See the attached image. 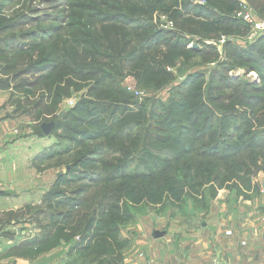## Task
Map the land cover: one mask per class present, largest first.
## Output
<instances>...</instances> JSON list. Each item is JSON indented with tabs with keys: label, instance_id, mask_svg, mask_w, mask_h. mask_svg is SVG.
<instances>
[{
	"label": "rangeland",
	"instance_id": "1",
	"mask_svg": "<svg viewBox=\"0 0 264 264\" xmlns=\"http://www.w3.org/2000/svg\"><path fill=\"white\" fill-rule=\"evenodd\" d=\"M97 1L0 0V65L5 64L0 67L18 54L23 57L21 68L27 67L32 47L48 41L57 49L55 44L70 33L68 25L91 15L92 21L84 28L81 21L79 27L70 30L79 40L75 49L85 51L81 43L90 26L94 35L90 41L92 52H87L91 56L89 64L103 71L100 79L105 75L111 78L103 81L91 97L87 94L94 83L82 80L71 86L70 98L63 97L59 87L64 86L57 78L67 76L62 71L34 89L35 97L30 99L12 88L0 92V174L3 177L2 171L9 167L8 175L14 180L12 184L0 182V189L8 193L16 189L17 193V199L11 201L0 198V213L9 204L27 208V214L21 211L10 217L5 213L1 220L30 222L27 236L35 234L32 246L40 249L32 247L27 252L35 259L32 264L222 262L225 257H218L215 250L225 253V246L231 247V237L227 235L233 222L264 223V145H259L264 139V67L261 62L256 64L254 57L249 56L252 60L248 61V57L236 52L257 46L263 35L254 32L238 13L250 11L264 20V10L255 11L247 0H204L203 5L192 0H109V8L94 7L91 14L81 9L95 6ZM188 2L190 11L185 7ZM73 13L78 14L77 19H71ZM116 13L125 16L122 14L123 19L116 18L114 23H100L103 17ZM110 26L123 29V39L130 43L128 54L122 52L123 44L102 39L112 31ZM13 37L22 50L5 42ZM142 38H147L148 43ZM174 45L177 48L172 49ZM113 46L119 48L107 57L104 48ZM258 49V57L264 56V44ZM33 50L35 58L42 53ZM201 51L204 58L196 60L194 54ZM96 53L101 57H95ZM155 69L162 74L155 76L151 72ZM229 77L263 90L256 95L260 103L249 108L226 99L232 92L222 79ZM7 79L0 75L1 81ZM48 84L50 98L43 91ZM211 87L222 88L214 91ZM197 92L221 99L220 104H209L215 117L211 132L224 125L225 138H205L195 145L213 146L218 141L221 149H226L227 144L230 149H239L251 141V147L243 146L233 166L227 162L211 165L223 175L224 186L218 191L209 184V188L187 187L182 193L170 194L165 187L161 197L152 199L156 197L153 191H157L153 183L167 179L168 173L162 177L159 174L172 166L174 154L185 146L177 149L172 143H162L169 135L165 129L169 123L162 113L166 115L172 108L174 111L178 100ZM8 96L10 109L2 110ZM43 99L53 114H42L37 121L36 115L43 110L38 113L35 107ZM209 113L208 110L206 114ZM137 120L148 125L143 134L135 127ZM50 123L55 127L46 136L42 125ZM240 126L242 130L237 128ZM236 131L237 136L231 137ZM247 131L248 136L242 137ZM240 161L248 169H240ZM231 173L249 179L251 188H229ZM148 178L153 190L151 199L143 196L140 187ZM54 191L61 195L57 200L43 199ZM37 217L38 221H34ZM155 232L164 236L156 238ZM97 248L108 250L96 253Z\"/></svg>",
	"mask_w": 264,
	"mask_h": 264
},
{
	"label": "trees",
	"instance_id": "2",
	"mask_svg": "<svg viewBox=\"0 0 264 264\" xmlns=\"http://www.w3.org/2000/svg\"><path fill=\"white\" fill-rule=\"evenodd\" d=\"M92 4L93 1L97 0H89ZM102 0H99V3L95 6H84L81 7L82 10L88 11L87 14H91V10L94 7L97 8H109V0H105L103 3L100 2ZM251 7L257 11L261 12L264 10V0H247ZM98 2V1H97ZM191 3L186 4L187 11H190V5ZM200 7V6H199ZM197 7V8H199ZM79 10V7L76 8ZM75 9V10H76ZM76 10V12H77ZM84 10V11H85ZM85 11V12H86ZM200 13H203V8L199 9ZM96 14V13H95ZM123 13H116L115 15H107L108 17H103V21H100L102 24H110L114 23L113 21L118 18V20L123 19V16H125ZM78 14H71V19H77ZM105 16V15H103ZM112 16V17H111ZM93 17L91 15H87L83 17L81 20H75L74 22L70 23L68 25L69 35H65L62 41H58L57 49H54L49 46L48 41H44V44L32 47L29 52H34L33 49H39L42 51L40 53V56L37 58L34 57V55L31 53L29 56V59L27 61V67L20 66V61L23 57H20V54H18L11 62H7V65L4 67H0V73L3 74V76L8 77L9 79L5 81L0 80V90H10L12 88L13 91L24 93L27 98L30 99V97H35V93H33V90L36 88H39L42 86L41 84L48 83L49 80H51L54 76L57 75L58 71H62V73H67V76H59L58 83L64 87H59V90L63 97L70 98L73 94V91L70 92V89L72 88L73 84L78 81L82 80L85 82H93L94 87H90V90L87 94V97H91L93 93H95L96 90L99 89L100 85L103 81L108 79H111L110 77H107V75L104 76V79H100L99 77L101 74H103V71L94 69L89 64V61L91 60V56L88 52H92V48L90 46L91 44V38L94 35L93 30L90 26H88L89 32L85 33V41L84 43H81V45L85 48V51L79 52L75 49V46L79 45V40L75 38V35H73L72 31L79 27V23L83 21L84 25L83 28L89 21H92ZM133 24V23H131ZM129 24V25H131ZM177 24V22H176ZM73 29V30H72ZM109 29L114 31V36L111 35L112 31L108 33V36H103L102 39H105L110 42H116L119 46L123 44V53L128 54L129 53V47L130 43L125 42L123 39V33L121 32L120 27H113L110 26ZM72 30V31H70ZM123 30V29H122ZM173 31H170L168 34L171 35ZM113 37V38H112ZM259 39L260 42L257 46H251L248 51H236L237 54L240 57L249 58V60H252L251 58L254 57V62L257 64V62L262 63V67H264V56H259V47L262 46L264 43V34L260 36ZM153 38V37H152ZM142 42L148 43L147 38H142ZM5 42L9 43V45H14L15 48L18 50H22V48H19L20 46L15 44L16 39L15 37L11 39H6ZM141 43V41H140ZM144 43V44H145ZM166 45V44H165ZM182 47V45H178ZM168 48H170L167 45ZM185 47V46H184ZM117 48L119 47H105L106 56L108 57L110 54H114L117 51ZM177 48L175 45L172 47V49ZM36 51V50H35ZM99 53H96L95 57H101L98 56ZM139 56L138 53L134 54ZM195 55L196 60L203 59L204 58V52H197ZM252 56V57H249ZM133 56H130L131 58ZM28 58V57H27ZM129 60V59H128ZM184 62V61H183ZM82 63V65H80ZM114 63H117L115 61ZM2 64V63H1ZM118 64V63H117ZM5 65V64H2ZM0 65V66H2ZM198 65V64H196ZM264 69V68H263ZM156 70V69H155ZM83 71H86V73H83ZM155 72V76L159 75V71H151ZM0 74V75H1ZM162 74V73H161ZM121 77V75H120ZM68 78V79H66ZM11 80V81H10ZM67 80V81H66ZM223 83L227 82L228 85L225 84V87L229 92H232L229 96L226 97V99H229L230 102L234 103L235 105H241L245 107L252 108L260 103L259 97H256L258 95V92H261L263 90H260L259 88L254 87L252 84H244L237 80H232V78L222 79ZM48 88H44L43 91H45L48 95V98L51 96V88L49 87V84L46 86ZM214 88L215 91H221L222 87H211ZM41 89V88H40ZM75 89L77 90V87L75 86ZM44 98V97H43ZM205 98V99H204ZM186 99V98H185ZM28 100V99H27ZM221 99H213V96L207 95V97H204V95L201 92H197L193 96H187L186 100H178L179 102L176 103V108L173 111V108L168 112L166 115L165 113H162L164 115L166 121L169 123V126L165 127V129L169 132L168 136L165 137V140L162 142L164 144H170L172 143L177 147V149H180L184 144V148L182 151H179L177 154H174L173 161L171 167L167 169H163L161 171L160 177L167 175L168 177L164 182H156L153 183V185L156 186L157 191L156 193L152 190V184L149 183L150 179H147L143 181L141 184V193L144 197L151 199V190L153 191V194H156V197H152V199H158V197H161V192L163 191V188L167 187L166 191L170 192V194H174L176 192H184L185 189L189 190L190 188H198L201 189L204 186H207L209 184H212L213 189L217 190L220 188H223V175L219 173L218 169L214 166H211L212 164H217L219 162H227L231 166H233L235 161V157L239 156L242 151L245 148L251 147V141H246L242 144L241 148L239 149H230L228 147V144L226 145V149H221L222 144L218 141H215L213 146H205L203 145H195V142H202L205 138L210 137H216V139H222L225 138L224 135V129L225 126L221 125L219 130H213L211 132V125L215 121V117L213 115L212 108L209 107L210 103L217 102L220 104ZM30 101V100H28ZM93 102V101H90ZM262 104L264 103V99H262ZM136 104V103H135ZM105 107H112L111 105L106 104ZM43 110L42 113H39L41 110ZM168 109V107L165 109V111ZM209 110V114H206V112ZM35 111L39 114L36 115L37 121H39V118L42 114L44 115H52L53 111L52 109H48L44 103V99L40 101V103L37 104L35 107ZM26 113V112H25ZM125 113L127 112V109H125ZM31 116V111L30 115ZM112 116V115H110ZM110 119V118H109ZM146 121L137 120L134 122L135 127H139V129L142 130V134L145 132L144 129L148 126L145 124ZM131 126V125H130ZM243 126L237 127L238 129L242 130ZM198 128L197 132H194V129ZM162 130V129H161ZM162 132L165 133L163 130ZM211 133V134H210ZM237 131L232 135L231 137H236ZM248 136V131L243 133L242 137ZM229 137V136H228ZM189 138V139H188ZM157 139H160L157 137ZM158 142H161L160 140H157ZM259 145H264V139L259 143ZM216 146V147H215ZM245 146V148H243ZM212 150V151H209ZM172 154V152H171ZM172 157V156H171ZM254 166V165H253ZM240 169H248L247 165L244 163L239 164ZM264 170V169H263ZM250 174V172H249ZM230 179L233 180L231 182L232 186H229V188H232L233 191L235 189L239 190L242 187H249L251 188V184H249V179L241 178L235 175V173H231ZM209 188V187H208ZM209 191L212 189H208ZM127 195V194H126ZM60 193L58 191L54 192H48L46 195L43 196L44 198H47L48 201H54L59 198ZM129 195H127L128 197ZM120 210V209H119ZM46 212V211H45ZM39 215V214H38ZM40 216V215H39ZM38 216V217H39ZM38 217L33 219L34 221H38ZM88 231H91V224L87 227ZM88 239H85L87 241ZM89 242V240H88ZM33 241H27L20 245V248L29 252V250L33 245ZM32 246V247H31ZM36 251L40 250L38 247L35 249ZM106 252L108 249L103 248H97L95 250L96 253H101V251ZM105 255V253L103 254ZM112 262V261H111ZM110 264V261H108Z\"/></svg>",
	"mask_w": 264,
	"mask_h": 264
},
{
	"label": "crops",
	"instance_id": "3",
	"mask_svg": "<svg viewBox=\"0 0 264 264\" xmlns=\"http://www.w3.org/2000/svg\"><path fill=\"white\" fill-rule=\"evenodd\" d=\"M1 91L2 90H0V92ZM9 96L4 101L5 103L2 106V110L8 111L10 109L8 105V102L10 100ZM9 120H11V122L14 121L13 119H7L6 121ZM1 167L2 166L0 164V171ZM9 169L10 168L8 167L6 168V170L4 169L2 171L3 177H1L0 174V182L12 184V181L14 180L11 176L8 175V173L10 174ZM16 196V189L13 190V193L6 192L5 188L0 189V198H7L9 201H11V199H17ZM21 211L22 213L27 214V208H21L15 205L11 206V204H9L7 210H3L0 213V264H32L35 262V259L27 256V251L20 248V245L22 243L31 240L33 241L37 237L35 234L34 237H32V232L27 236V228H31L30 222L27 223V220L21 222H17L16 220L5 222L1 220L3 214L5 213L10 217H13L16 215V213H19ZM241 222H239L238 224L236 222H233L235 225L233 224L231 232H228V234H230L227 235L228 238L231 237V247L225 246V253H221L216 248V254L218 255V257H221V255L222 257H225V260L222 259V262L226 264H264V223L255 224L249 220V223L242 225ZM42 239L43 237L41 238V240ZM41 246L42 245H40V247ZM36 247L34 249H36ZM60 264L65 263L64 261H62L60 262Z\"/></svg>",
	"mask_w": 264,
	"mask_h": 264
},
{
	"label": "built area",
	"instance_id": "4",
	"mask_svg": "<svg viewBox=\"0 0 264 264\" xmlns=\"http://www.w3.org/2000/svg\"><path fill=\"white\" fill-rule=\"evenodd\" d=\"M192 1H195L199 5L204 4V0H192ZM238 16L242 17L245 22L250 24L254 29V32L264 34V20L253 16V14L250 11H244V10L240 11L238 13ZM217 264H224V263L220 261Z\"/></svg>",
	"mask_w": 264,
	"mask_h": 264
},
{
	"label": "water",
	"instance_id": "5",
	"mask_svg": "<svg viewBox=\"0 0 264 264\" xmlns=\"http://www.w3.org/2000/svg\"><path fill=\"white\" fill-rule=\"evenodd\" d=\"M54 127H55V124H54V123L43 124V125H42V130H43L44 134H45L46 136H48V135L51 134V132L53 131ZM154 236H155L156 238H161V237L164 236V234H163V233H159V232H155V233H154Z\"/></svg>",
	"mask_w": 264,
	"mask_h": 264
}]
</instances>
